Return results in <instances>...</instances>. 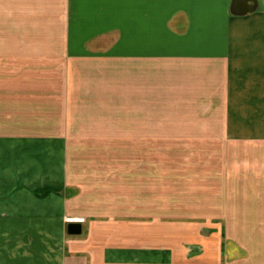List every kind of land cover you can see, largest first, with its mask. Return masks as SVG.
Masks as SVG:
<instances>
[{
    "label": "crops",
    "instance_id": "0c3cea01",
    "mask_svg": "<svg viewBox=\"0 0 264 264\" xmlns=\"http://www.w3.org/2000/svg\"><path fill=\"white\" fill-rule=\"evenodd\" d=\"M0 64L22 69L26 113L0 121V264H264V248L224 249L185 218L80 213L69 147L230 144L264 159V0H0ZM259 166L246 191L264 190ZM235 206L264 223V200Z\"/></svg>",
    "mask_w": 264,
    "mask_h": 264
},
{
    "label": "rangeland",
    "instance_id": "374dc122",
    "mask_svg": "<svg viewBox=\"0 0 264 264\" xmlns=\"http://www.w3.org/2000/svg\"><path fill=\"white\" fill-rule=\"evenodd\" d=\"M13 66L0 64V121L18 120L26 114L17 108L19 97L12 91L16 84L11 80L22 69ZM10 128L0 125V132ZM69 147L74 157V195L80 213L167 214L196 222L191 225L195 230L188 231L200 233L209 241L217 234L224 249L227 239L247 248H264V223L256 218L241 221L245 220V211L259 209L232 207V203L264 200V190L243 189L244 185L261 183L249 175L264 163L257 150L230 144L75 143ZM163 195L170 206H162ZM146 196L156 203L133 201Z\"/></svg>",
    "mask_w": 264,
    "mask_h": 264
},
{
    "label": "water",
    "instance_id": "95a60500",
    "mask_svg": "<svg viewBox=\"0 0 264 264\" xmlns=\"http://www.w3.org/2000/svg\"><path fill=\"white\" fill-rule=\"evenodd\" d=\"M69 232L71 234H81L82 233V226H81V224H78V223L71 224V226L69 228Z\"/></svg>",
    "mask_w": 264,
    "mask_h": 264
},
{
    "label": "built area",
    "instance_id": "2783aa9c",
    "mask_svg": "<svg viewBox=\"0 0 264 264\" xmlns=\"http://www.w3.org/2000/svg\"><path fill=\"white\" fill-rule=\"evenodd\" d=\"M66 221L69 222V223H72V222L84 223L85 218H83V217H78V218H75V217H69V218H67Z\"/></svg>",
    "mask_w": 264,
    "mask_h": 264
}]
</instances>
